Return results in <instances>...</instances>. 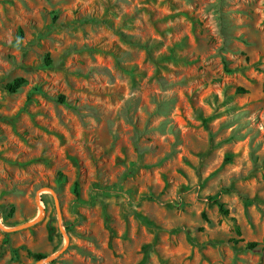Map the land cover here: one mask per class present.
I'll return each instance as SVG.
<instances>
[{"label":"rangeland","instance_id":"rangeland-1","mask_svg":"<svg viewBox=\"0 0 264 264\" xmlns=\"http://www.w3.org/2000/svg\"><path fill=\"white\" fill-rule=\"evenodd\" d=\"M0 264H264V0H0Z\"/></svg>","mask_w":264,"mask_h":264},{"label":"trees","instance_id":"trees-1","mask_svg":"<svg viewBox=\"0 0 264 264\" xmlns=\"http://www.w3.org/2000/svg\"><path fill=\"white\" fill-rule=\"evenodd\" d=\"M46 62L49 63L50 60H49V57L47 56L46 57ZM25 83V81L23 79H16L14 80L12 83L8 84L7 86V89L11 92V93H15L18 89H20V87L23 86V84ZM239 91H242V90H239ZM60 101H63V99H60ZM75 194L77 195V187L75 188ZM209 201L211 203H214L218 206V209H219V212L221 214H223L224 216L228 214V210L225 209V207L220 204L218 202V200L215 198V197H210L209 198ZM237 235L239 236L240 235V232L239 230L237 229L236 231ZM247 247L249 249H254L256 247V244L255 243H251V244H248ZM32 258L35 260V261H40V260H43L45 257L41 254H33L32 255Z\"/></svg>","mask_w":264,"mask_h":264}]
</instances>
